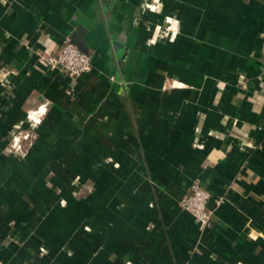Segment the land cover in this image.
Instances as JSON below:
<instances>
[{
    "label": "crops",
    "instance_id": "1",
    "mask_svg": "<svg viewBox=\"0 0 264 264\" xmlns=\"http://www.w3.org/2000/svg\"><path fill=\"white\" fill-rule=\"evenodd\" d=\"M0 264H264V0H0Z\"/></svg>",
    "mask_w": 264,
    "mask_h": 264
},
{
    "label": "built area",
    "instance_id": "2",
    "mask_svg": "<svg viewBox=\"0 0 264 264\" xmlns=\"http://www.w3.org/2000/svg\"><path fill=\"white\" fill-rule=\"evenodd\" d=\"M39 59L49 69L73 80L92 68L90 53L80 50L70 39L63 42L54 52L40 54ZM211 197L208 189L193 184L190 193L181 201L182 207L191 212L203 230L211 223L212 210L208 206Z\"/></svg>",
    "mask_w": 264,
    "mask_h": 264
},
{
    "label": "rangeland",
    "instance_id": "3",
    "mask_svg": "<svg viewBox=\"0 0 264 264\" xmlns=\"http://www.w3.org/2000/svg\"><path fill=\"white\" fill-rule=\"evenodd\" d=\"M34 110L38 111V110H40V107H37ZM22 141L27 142V143H31L33 141V136H31L30 134L11 136L10 142L7 146L8 149L5 151L10 153V154H13L15 156L16 155L24 156L25 154H27V150H25L24 147H22L21 145L20 146L18 145V143H21ZM41 250H42V252H44L45 248L43 247V248H41Z\"/></svg>",
    "mask_w": 264,
    "mask_h": 264
},
{
    "label": "water",
    "instance_id": "4",
    "mask_svg": "<svg viewBox=\"0 0 264 264\" xmlns=\"http://www.w3.org/2000/svg\"><path fill=\"white\" fill-rule=\"evenodd\" d=\"M82 32L83 31L81 30V28L76 30L72 39H71V42L74 43L80 50H82L84 52H89L88 47L86 45V42L82 38Z\"/></svg>",
    "mask_w": 264,
    "mask_h": 264
}]
</instances>
